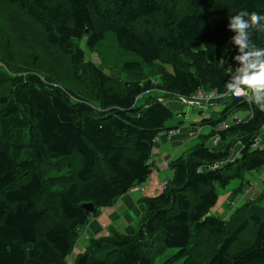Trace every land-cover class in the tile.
Instances as JSON below:
<instances>
[{
  "label": "trees",
  "instance_id": "obj_1",
  "mask_svg": "<svg viewBox=\"0 0 264 264\" xmlns=\"http://www.w3.org/2000/svg\"><path fill=\"white\" fill-rule=\"evenodd\" d=\"M0 2L19 41H33L55 62L59 56L68 59L82 94L65 83L68 71L55 78L0 62V264H67L78 228L91 222L82 205L93 204L91 217H96L146 183L154 141L174 129L169 123L175 113L163 97L142 105L139 98L155 90L171 99L191 98L198 90L224 94L231 66L243 74L246 63L264 62V29L244 30V53L261 55L243 63L233 59L242 54L231 42L239 32L228 28L229 17L242 11L264 15V0ZM152 18L145 29L142 23ZM85 38L90 51L111 39L124 59L123 71L133 79L116 88L111 76L85 61L79 46ZM144 66L153 68L158 85L146 80ZM219 102L225 106L221 117L200 123L212 127L209 136L200 134L202 141L189 157L169 164L174 177L165 190L143 199L146 212L136 235L112 228L109 237L93 240L71 264H157L168 251L174 253L161 264H264L263 207L246 205V211H254L240 221L244 207L227 220L210 213L219 201L218 187L242 179L245 170L264 168V148H254L264 129V109L244 97ZM240 109L250 118L220 133L226 148L215 152L206 146L216 135L213 128ZM234 137L242 138L243 149L230 162Z\"/></svg>",
  "mask_w": 264,
  "mask_h": 264
},
{
  "label": "rangeland",
  "instance_id": "obj_2",
  "mask_svg": "<svg viewBox=\"0 0 264 264\" xmlns=\"http://www.w3.org/2000/svg\"><path fill=\"white\" fill-rule=\"evenodd\" d=\"M5 8V4L0 2V62H11L14 64L22 65L23 67H28L34 70H40L44 74L47 73L49 75L57 77H66L67 71L68 76L64 80L69 87L75 89L81 94V88L75 84L72 80L69 70L71 69L70 64L68 63V59L64 56H59L57 59L58 62L51 60L47 55H45L39 48H37L36 44L33 42H29L27 44L22 43L19 41L13 33L10 32L8 25L4 19V15L2 16L1 12L2 9ZM154 18L150 19V23H142V25L146 28H150L153 25ZM142 25H140V29H143ZM7 45H10V50L7 49ZM79 46L83 49L85 53V61L91 62L95 64L98 68L105 71L109 76L112 77L113 85L116 88L122 89L124 84L127 81H131L133 76L131 73H125L122 69V65L124 63L123 57L118 52V49L114 45L111 39H108L105 43H103L100 47L96 48L95 51H90L86 45V38L79 43ZM198 48V47H197ZM53 52H56L54 50ZM57 53H59L57 51ZM4 67V64L1 65V68ZM5 73H12V69L5 66L4 68ZM169 71H172L171 68L168 67ZM159 72V70H158ZM142 73L144 77L148 81L151 78V83L158 85L160 81L158 80V75L153 76V68L144 66ZM68 79V81H67ZM5 87H2L4 90ZM2 93V92H1ZM167 95L162 94L158 90L153 91L150 94H146L138 99V104L142 105L145 104L151 97L153 98H161L163 100L167 99L166 103L173 112L175 113L174 119L169 123L170 126L174 128V130L178 129L179 134L176 137L172 138L167 135L166 131L164 137L160 139L159 137L161 134L156 137L154 143V150H153V158H152V166L157 165L160 167L159 159H164V156L161 158V154L168 152L169 154H173L170 159L168 160L166 167L163 169L161 179L163 182L165 180L171 181L174 177V171L170 168L171 162L179 159L180 157H189L191 150L198 144L201 143V139L198 137V130H201L202 135L209 136L212 131V127L209 125L202 126L200 123L204 118H212L219 119L221 117V112L224 110L225 106L223 103L219 102L220 100L213 101L206 106L205 109V102H189L193 101V98H179L175 96V99H171L170 97H166ZM234 95H227V99L233 98ZM163 97V98H162ZM170 98V99H169ZM236 98V97H234ZM187 101V102H185ZM222 101V100H221ZM214 105V106H213ZM204 111V116H201L200 112ZM236 115V116H235ZM245 120L250 118V112L246 109L236 110L232 114H230L224 122H227L228 125H233L235 123V119ZM197 124V125H194ZM197 130L196 135H193L192 132L187 130ZM195 132V131H194ZM193 136H190L189 134ZM200 133V134H201ZM160 139V140H159ZM242 139V138H241ZM239 137H234L230 140L231 144L233 143L232 150H233V157L230 159V162H233L236 158L239 157L241 150L243 149L242 141ZM159 140V141H158ZM214 138L208 139L206 141V146L210 147L211 150L215 152L223 151L226 148L227 143L220 140L216 145L213 144ZM158 141V142H157ZM157 142V143H156ZM259 144L260 147L263 146L264 148V129L259 137ZM183 145V146H181ZM222 146V148H221ZM175 148V149H173ZM164 152V153H163ZM168 154V155H169ZM164 155H167L165 153ZM167 161V159H165ZM226 164V163H224ZM222 165V163H217V167ZM215 167V168H217ZM153 172V171H152ZM155 171L152 173L154 174ZM151 176L147 179V182L151 181ZM157 175V174H156ZM155 175V176H156ZM154 177V175H153ZM153 180V179H152ZM162 182V183H163ZM145 183V184H146ZM161 183V190L162 188ZM243 183V190L238 191V188ZM144 184V186H145ZM164 184V183H163ZM144 186H137L134 190L135 193L130 191V193L138 199V202L133 204L134 212L128 213L129 211L124 207L123 204H118L121 198H119L114 206L107 209L99 210V215L96 217H90L91 222L88 226L83 228H78L79 237L76 241V246L73 254L67 258V264L77 262L81 254L85 253V251L89 248V245L93 240H99L102 238L109 237L112 232V228L116 229L119 232H126L128 235L135 236L138 228L140 227L141 217L144 216L146 212L145 205H143L142 201L145 197L150 195L149 187ZM168 186V182H167ZM167 186L164 188L166 189ZM139 190V191H137ZM159 190V189H158ZM160 191V190H159ZM219 192V201L215 207L212 208L210 213L212 215L220 216L223 219H230L231 216L235 213L237 209H242L244 207L243 212L237 218V221H240L244 218L247 214L253 212L246 211L245 206L247 205L248 208L255 209V206H260L264 208V168L257 170V171H248L245 170L243 178L233 179L231 183L226 188L218 187ZM130 193L127 195L129 196ZM148 193V196H147ZM139 204V205H138ZM119 207L120 209V216L119 211L116 212V209ZM122 207H124L122 209ZM137 210V211H136ZM133 211V209H132ZM94 213V212H93ZM119 218H121L119 220ZM104 228L101 227V224ZM112 221V223H110ZM112 224V225H111ZM236 223L232 229L235 228ZM98 226V228L96 227ZM110 225V226H109ZM111 232H110V231ZM243 238L241 239L240 243L237 245L239 248L243 243ZM213 246V247H212ZM208 245L207 249L211 251L216 248L215 245ZM174 253V251H168V253H164L162 256L158 257L157 264H161L165 258V255L170 254V256ZM102 255V254H100Z\"/></svg>",
  "mask_w": 264,
  "mask_h": 264
},
{
  "label": "clouds",
  "instance_id": "obj_3",
  "mask_svg": "<svg viewBox=\"0 0 264 264\" xmlns=\"http://www.w3.org/2000/svg\"><path fill=\"white\" fill-rule=\"evenodd\" d=\"M244 17H249V21H245ZM230 23L228 24L229 30L238 31L239 35L231 38V42L239 45L238 52L242 54H237L233 57L234 61H241L246 63L249 56L259 57L261 51L244 53V49L248 47L244 41L248 38L245 33V29L250 26H255L257 30L264 29V15L257 12H247L242 11L237 15L229 17ZM255 48L256 45L252 44ZM236 71H241L237 68ZM242 77H231V79L226 83V92L224 95H234L236 97L246 96L249 102H254L261 109H264V62L257 61L255 63L247 64L242 70ZM251 71V74L249 72ZM250 93V95H249Z\"/></svg>",
  "mask_w": 264,
  "mask_h": 264
},
{
  "label": "built area",
  "instance_id": "obj_4",
  "mask_svg": "<svg viewBox=\"0 0 264 264\" xmlns=\"http://www.w3.org/2000/svg\"><path fill=\"white\" fill-rule=\"evenodd\" d=\"M237 68L238 67L236 65L231 66L230 74L232 77H242V75H243L242 72L236 71ZM249 95H250V93H249ZM233 97H236V96H233ZM242 97L246 98V96H240V97H236V98H242ZM191 98H193V101H189V102H205V106H204L205 109H209L208 107L206 108V106L208 104H210L213 101L222 100L224 98H227V95L219 94L216 91L198 90L197 93L194 94ZM185 102H187V101H185ZM200 113H201L200 114L201 116H204V111H201ZM235 120H236L235 123L241 121L240 119H237V118ZM229 128H230V125H228L227 122H221L215 128H213V131L216 134L215 137H213L214 138V140H213L214 145H216L221 140L220 133L229 129ZM177 134H179L178 129H176V130L172 129V130H169L167 132V135L172 137V138L177 136ZM256 144H255L254 148L260 147L259 140H256ZM167 182L168 181L165 180L163 182L164 184L162 183L163 190H165L164 188L167 186ZM141 186H144V185H141Z\"/></svg>",
  "mask_w": 264,
  "mask_h": 264
},
{
  "label": "crops",
  "instance_id": "obj_5",
  "mask_svg": "<svg viewBox=\"0 0 264 264\" xmlns=\"http://www.w3.org/2000/svg\"><path fill=\"white\" fill-rule=\"evenodd\" d=\"M214 106V105H213ZM171 108V107H170ZM210 109V108H209ZM236 116V115H235ZM241 120V119H240ZM185 130H187V129H185ZM187 131H190V130H187ZM195 131V132H194ZM196 131L197 130H192V131H190V132H192L193 133V135H196L197 136V134H196ZM189 134V133H188ZM202 134V133H201ZM190 136H193L192 134H189ZM164 137V134H161V136L159 137L160 139H162ZM176 137V136H175ZM174 138V137H173ZM159 139V140H160ZM158 140V141H159ZM157 141V142H158ZM156 142V143H157ZM181 146H183V145H181ZM173 149H175V148H173ZM164 153V152H163ZM165 153H167V155H164ZM164 154H161L160 156H161V158L164 156V159L162 158V159H159V164L161 165L160 167L158 166V164L157 165H154V167H153V172L155 171V173L154 174H152V178H151V181L150 182H147L146 184H145V186L146 187H149V192H150V195H149V197H155V196H157V195H159L161 192H162V190H161V183L163 182V180L161 179V175H162V172H163V169L166 167L165 165L167 164V162H168V160L170 159V157L173 155V154H169L168 152H165ZM169 154V155H168ZM165 159H167V161L165 160ZM152 172V173H153ZM157 174V175H156ZM153 175H154V177H153ZM156 175V176H155ZM153 179V180H152ZM144 186V187H145ZM160 191H159V190ZM134 190V189H133ZM137 191H139V190H137ZM133 193H135V191H132ZM131 192V193H132ZM130 193V195L129 196H127V195H125V196H123V197H121V200L119 201V203L118 204H123L124 205V207H126V209L129 211L128 213H133L134 212V206H133V204H135L136 205V203L138 202V199L137 198H135L132 194ZM147 196H148V193H147ZM139 205V204H138ZM124 207H122V209L124 208ZM115 209H116V207H115ZM132 209H133V211H132ZM119 211V212H118ZM137 211V210H136ZM116 212H118L119 213V216L121 215L120 214V209H119V207L116 209V211H115V214H116ZM121 218H119V220H120ZM98 222L101 224V222H100V219H98ZM110 223H112V221L110 222ZM113 224V223H112ZM111 224V225H112ZM110 226V225H109ZM96 227L98 228V226L96 225ZM101 227H103L102 226V224H101ZM110 228V227H109ZM109 228H104L103 227V229H109Z\"/></svg>",
  "mask_w": 264,
  "mask_h": 264
},
{
  "label": "water",
  "instance_id": "obj_6",
  "mask_svg": "<svg viewBox=\"0 0 264 264\" xmlns=\"http://www.w3.org/2000/svg\"><path fill=\"white\" fill-rule=\"evenodd\" d=\"M82 207H83V209L86 210L87 215L89 217H91L93 215V212H94V209H95V206L93 204H84V205H82Z\"/></svg>",
  "mask_w": 264,
  "mask_h": 264
},
{
  "label": "bare ground",
  "instance_id": "obj_7",
  "mask_svg": "<svg viewBox=\"0 0 264 264\" xmlns=\"http://www.w3.org/2000/svg\"><path fill=\"white\" fill-rule=\"evenodd\" d=\"M197 130H198V135H200V133H201V130H200L199 128H197Z\"/></svg>",
  "mask_w": 264,
  "mask_h": 264
}]
</instances>
